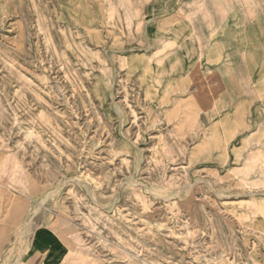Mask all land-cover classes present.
<instances>
[{
	"label": "rangeland",
	"instance_id": "obj_1",
	"mask_svg": "<svg viewBox=\"0 0 264 264\" xmlns=\"http://www.w3.org/2000/svg\"><path fill=\"white\" fill-rule=\"evenodd\" d=\"M0 264H264V0H0Z\"/></svg>",
	"mask_w": 264,
	"mask_h": 264
},
{
	"label": "crops",
	"instance_id": "obj_2",
	"mask_svg": "<svg viewBox=\"0 0 264 264\" xmlns=\"http://www.w3.org/2000/svg\"><path fill=\"white\" fill-rule=\"evenodd\" d=\"M160 42H161V44H162V43L165 44V42H167V39H166V38H164V39H160Z\"/></svg>",
	"mask_w": 264,
	"mask_h": 264
}]
</instances>
